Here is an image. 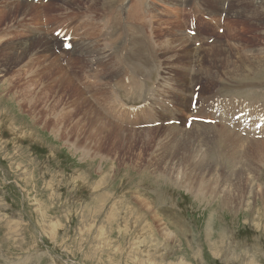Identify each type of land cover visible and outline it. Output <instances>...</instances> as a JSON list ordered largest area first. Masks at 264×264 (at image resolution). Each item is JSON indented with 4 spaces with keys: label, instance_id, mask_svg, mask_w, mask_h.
I'll use <instances>...</instances> for the list:
<instances>
[{
    "label": "rangeland",
    "instance_id": "1",
    "mask_svg": "<svg viewBox=\"0 0 264 264\" xmlns=\"http://www.w3.org/2000/svg\"><path fill=\"white\" fill-rule=\"evenodd\" d=\"M20 1L0 0V264H264V140L224 129L223 118L206 131L185 128L208 117L210 98L264 110L237 94L264 87L231 75L243 68L237 53L264 49V36L239 41L233 31L253 0H46L10 13ZM244 19L264 33V18ZM60 30L71 49L57 53L52 32ZM40 38L83 98L127 134L86 139L61 120L39 82L43 60L29 52ZM23 41L25 57L5 48ZM193 88L198 100L190 103ZM172 128L191 135L213 171L170 166L179 149L186 153ZM205 132L212 139L198 137ZM246 156L254 162L248 174ZM219 177L232 186L219 187Z\"/></svg>",
    "mask_w": 264,
    "mask_h": 264
},
{
    "label": "bare ground",
    "instance_id": "2",
    "mask_svg": "<svg viewBox=\"0 0 264 264\" xmlns=\"http://www.w3.org/2000/svg\"><path fill=\"white\" fill-rule=\"evenodd\" d=\"M121 1V0H120ZM120 1H118L116 4L120 3ZM228 0H223V3H226ZM109 2V1H108ZM232 4L233 3V0L230 1ZM249 2V1H248ZM250 3V2H249ZM20 4L21 6H17V9H9L10 13L11 12H17L19 10H23L24 12H28L31 10V6L33 5V3H27V2H24V1H20ZM28 4V5H27ZM115 5V4H114ZM253 5L251 8H254V10H250L252 11V13H250L251 16H244V15H235V18L239 21L238 25L234 24L235 25V28H238L239 26L241 27V29H237V30H233L234 33L237 32L238 34L235 35V36H238L239 37V41L243 40V39H246L248 38L249 39V35H251V38L254 40V41H260V39L263 40V36H264V33H261V27L259 24H250V25H247L245 26V23L244 21H246L244 18H247V21H249L250 19H258V16H259V20H263V13H264V0H253L252 4ZM250 5V6H251ZM232 6V5H231ZM120 7V6H119ZM48 7H45V9H47ZM40 11V10H39ZM39 13V16L43 19V15H41L42 13ZM239 11V10H238ZM231 10L228 12L230 13ZM234 13V11H233ZM235 14V13H234ZM240 14V13H238ZM215 16V15H214ZM230 17V16H229ZM252 17V18H251ZM226 18V16H225ZM243 18V19H242ZM212 19V18H211ZM226 20V19H225ZM240 20H242L243 22H241ZM212 21V20H211ZM229 23V22H228ZM227 23V24H228ZM244 23V24H243ZM227 24L226 26H224L225 28L227 27ZM229 26V25H228ZM223 27V28H224ZM42 28V27H41ZM220 28V27H219ZM222 28V29H223ZM233 28V27H232ZM37 29V28H36ZM40 29V28H39ZM30 30V29H29ZM38 30V29H37ZM211 30V29H210ZM226 30V29H225ZM224 31V30H223ZM150 32V30H149ZM264 32V31H263ZM41 33V32H40ZM224 33V32H223ZM222 34V33H221ZM242 34V35H240ZM42 35V34H40ZM7 36V35H6ZM38 36V35H37ZM149 37V36H148ZM7 38V37H6ZM46 39V38H45ZM54 40V39H53ZM207 40V39H206ZM234 40V39H233ZM4 41V40H3ZM47 41V40H46ZM49 41V40H48ZM198 41V40H197ZM205 41V40H204ZM237 41V42H239ZM264 41V40H263ZM2 43V41H0ZM25 42L27 41H23L21 44H14V43H10V44H5V48L6 50H9V51H12L11 55L13 56L14 55H17V54H20L19 56H24L27 54V51L25 52H22V47L25 46ZM38 45L31 49L29 47V52H32V58L33 59H42L43 61L41 62V70L44 72V76L43 78L39 79V82H41V85L43 87V90H44V93L47 95V97H50L52 96L53 99L55 98V102L53 104V107L55 108V110H57L60 106V108H62L63 112L59 113V116L61 118L62 121H64V119L66 120L67 118L71 121H74L73 122V126L81 133L83 134V136H86V139L90 136L92 138L98 136L100 134L104 135L103 133L106 132V134L109 135V133L111 131H113L114 133H122V134H127V132L125 130H123L122 128L118 127V126H115L113 124H111L107 119H105L99 112H97L95 110V108H93L87 100L88 99H84L83 98V93L79 90V88H77V86H75L76 84H74V82H72L70 80V78L68 77L67 74H65L66 72L63 71V69L61 68L62 65H58L56 64L57 62L54 61L51 53L49 54L48 53V50H47V44L46 42L44 41V39L40 38V39H36L35 41ZM51 43V42H49ZM50 45V44H49ZM256 45V44H255ZM258 45V44H257ZM121 48V47H120ZM119 48V49H120ZM258 48V47H257ZM52 50V49H51ZM223 51V48H219V52ZM113 52V51H112ZM111 52V53H112ZM119 52V51H118ZM155 52V51H154ZM247 52V51H246ZM193 53V52H192ZM248 55H240V53H237L236 57H237V60H238V63L242 62L241 63V66H243V68L241 69L239 67V64L233 68V70H236V73L234 72H231L232 74V78L233 77H238L242 80H244L245 82H248V84L250 85H262L261 84V80H263L264 78V49L263 48H260V49H250L249 52H247ZM253 53V54H252ZM18 56V57H19ZM54 56V55H53ZM17 57V56H16ZM15 57V58H16ZM25 57V56H24ZM192 57V56H190ZM55 58V57H54ZM98 61V60H97ZM221 61V57H220V60ZM86 62V61H85ZM99 62H100V59H99ZM214 62V61H213ZM48 65H51V67H53L56 71V73H58L60 76H55V75H52V74H49L48 73V68H45L46 66ZM234 65V64H233ZM50 70V69H49ZM76 70V69H75ZM226 70L227 72L230 71V63L228 61L227 65H226ZM232 71V70H231ZM65 72V73H64ZM80 72V71H79ZM224 72V71H223ZM235 74H239L238 75H235ZM43 75V74H41ZM252 76V78H251ZM226 80V79H225ZM224 81V80H223ZM205 83V82H203ZM31 84H29V95H31ZM263 86V85H262ZM169 88V87H168ZM238 88V87H237ZM247 88V87H246ZM248 90V89H247ZM255 90V89H254ZM240 92V91H239ZM245 92V91H244ZM242 93V92H240ZM235 95V93H233ZM237 94H239L237 92ZM174 96V95H173ZM237 97V95H235ZM179 97V96H178ZM181 97V96H180ZM240 98H242V96H239ZM235 98V97H234ZM238 98V99H240ZM182 99V98H181ZM211 99V98H210ZM237 100V99H235ZM180 101V99H179ZM53 102V101H52ZM239 102V101H237ZM59 106H58V105ZM245 104V103H244ZM247 104V103H246ZM161 105V104H160ZM248 105V104H247ZM104 106L106 107L107 105L104 104ZM224 107V105H222ZM250 106V105H249ZM108 107V106H107ZM172 107V106H171ZM163 110V109H162ZM207 110V109H206ZM59 112V110H57ZM150 111V110H149ZM175 111V110H174ZM196 111V110H195ZM164 112V111H163ZM151 114V113H149ZM205 114V113H204ZM65 116V117H64ZM173 116V115H172ZM68 119H67V122H68ZM174 119V118H173ZM70 121V123H71ZM219 126V125H218ZM209 128V127H208ZM207 128V129H208ZM224 128V127H222ZM183 129V128H182ZM213 129V128H212ZM226 129V128H224ZM223 129V130H224ZM150 130V129H149ZM173 131L172 133V140L174 142H176L181 148H186V153L182 156V157H179V151H184V149H179L178 150V153L176 154L175 156V161L174 163L171 162L170 166L172 165L173 166H180L181 163L185 164V165H188V167L194 172L196 171L195 173L196 174H199V175H202L208 171H213L214 168L213 166L215 165H209L207 161H204L203 158L201 157L200 158V155H199V151L197 152L193 146L194 144L190 141V140H187V138L191 137V135H186L184 133H179L177 131H175V129H171ZM170 130V131H171ZM179 130V129H178ZM218 130V129H217ZM221 130V129H220ZM219 130V131H220ZM204 131H206L204 129ZM209 131V130H208ZM211 131V129H210ZM209 131V132H210ZM215 131V129L213 130ZM222 131V130H221ZM231 131V130H230ZM132 134L133 133H136V132H132L130 131ZM151 133L153 131H146L144 133ZM129 133V132H128ZM130 133V134H131ZM187 133V132H186ZM189 133V132H188ZM220 133V132H219ZM223 133V132H222ZM228 133V132H227ZM214 134V133H213ZM221 134V133H220ZM226 134V133H225ZM111 135V134H110ZM198 135V134H197ZM206 136L209 138V135L211 134H207L206 132L204 134H201V136ZM214 135H218V134H214ZM238 135V134H236ZM105 136V135H104ZM103 137V136H102ZM106 137V136H105ZM212 137V135H211ZM223 139H226L224 138V135L222 136ZM110 138V137H108ZM243 138V137H242ZM209 139H212V138H209ZM237 139V138H236ZM246 139V138H245ZM92 140V139H91ZM104 140H106L104 138ZM109 140V139H108ZM231 140V139H230ZM244 140V139H243ZM242 140V142H243ZM98 141V140H97ZM107 141V140H106ZM227 141V140H226ZM255 141V139H254ZM94 142V141H93ZM101 142V141H100ZM239 142V141H238ZM96 143V142H95ZM229 143V142H227ZM236 143V142H235ZM235 143H232V144H235ZM248 143V142H247ZM250 143V142H249ZM264 143V142H263ZM231 144V143H230ZM260 144V142L256 141L255 143H253L250 147L252 148L253 145L255 146H258ZM96 145V144H95ZM98 145V143H97ZM100 145V144H99ZM98 145V146H99ZM236 145V144H235ZM235 150V148H234ZM251 149L249 148V151ZM261 153L262 151H260L259 153V156H261ZM235 154V153H234ZM241 159L244 158V157H240ZM246 159V162L243 166V163H242V168H241V171L242 173L244 174H248L250 170H252V164L254 162H251L249 156H246L245 157ZM244 159V160H245ZM240 160V159H239ZM82 161V160H81ZM238 161V160H237ZM160 163L163 165V166H167L169 163V161H160ZM262 163V162H261ZM236 165V164H235ZM169 166V165H168ZM152 167V166H151ZM150 167V168H151ZM171 167V169H172ZM234 167V166H233ZM149 168V167H148ZM165 167H163L162 169H164ZM169 168V167H168ZM155 169V168H153ZM159 170V169H158ZM157 170V171H158ZM169 170V169H168ZM174 170V169H173ZM155 171V170H153ZM167 171V170H166ZM152 172V170L150 171ZM160 172V171H159ZM163 172V171H161ZM172 172V171H171ZM174 172V171H173ZM173 172L171 174H166L168 177L169 175H173ZM251 172V171H250ZM153 173V172H152ZM176 173V172H175ZM190 173V172H189ZM162 174V173H161ZM165 174V173H164ZM189 175V174H188ZM222 175V174H221ZM160 176V175H159ZM162 176V175H161ZM175 176V175H174ZM183 176V175H182ZM181 176V177H182ZM203 176V175H202ZM180 177V174L178 173L177 176H175V179L177 181V179ZM189 177V176H188ZM220 180L219 182H216V184L218 185L219 183V187H224L225 185L226 186H232L231 183H228L226 181V178H221L219 177ZM5 179V178H4ZM174 179V180H175ZM186 179L187 176H186ZM189 180V179H188ZM170 181V179H169ZM18 182V181H17ZM167 182V181H166ZM172 183V182H171ZM169 184V183H168ZM215 184V186H217ZM235 185H236V182H235ZM248 185H249V192L248 194L251 196L254 194V191H253V186L248 182ZM227 188V187H226ZM222 191V190H221ZM223 192V191H222ZM191 193V192H189ZM231 199V198H230ZM1 200V199H0ZM26 201V200H25ZM35 204V203H34ZM33 204V205H34ZM11 205V204H10ZM5 211V210H4ZM40 212V211H39ZM214 216L211 217V219L213 218ZM42 218V217H41ZM16 221V220H15ZM19 222V221H18ZM8 225V223H7ZM16 225V224H15ZM55 225V224H54ZM16 227V226H15ZM18 227H19V224H18ZM17 227V228H18ZM21 227V226H20ZM123 228V227H122ZM19 229V228H18ZM16 230V229H15ZM184 230V229H183ZM18 232V231H16ZM91 232V231H90ZM210 233H208V235L211 234V231H208ZM14 233V232H13ZM24 233V231H23ZM166 233V231H165ZM20 234V233H19ZM25 235V234H24ZM212 235V234H211ZM18 236V235H17ZM22 236V234H21ZM20 237V236H19ZM42 240V239H41ZM217 241V240H216ZM249 263L248 264H255L254 263V259H249Z\"/></svg>",
    "mask_w": 264,
    "mask_h": 264
},
{
    "label": "snow or ice",
    "instance_id": "3",
    "mask_svg": "<svg viewBox=\"0 0 264 264\" xmlns=\"http://www.w3.org/2000/svg\"><path fill=\"white\" fill-rule=\"evenodd\" d=\"M66 47H67V45H66Z\"/></svg>",
    "mask_w": 264,
    "mask_h": 264
}]
</instances>
